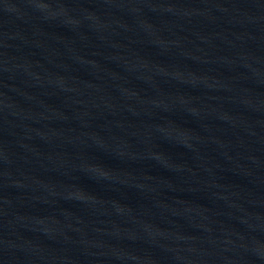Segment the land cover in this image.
Wrapping results in <instances>:
<instances>
[{
	"label": "water",
	"instance_id": "1",
	"mask_svg": "<svg viewBox=\"0 0 264 264\" xmlns=\"http://www.w3.org/2000/svg\"><path fill=\"white\" fill-rule=\"evenodd\" d=\"M0 264H264V0H0Z\"/></svg>",
	"mask_w": 264,
	"mask_h": 264
}]
</instances>
